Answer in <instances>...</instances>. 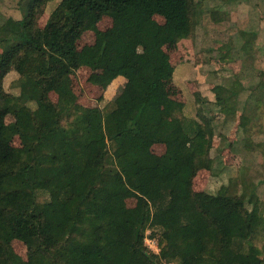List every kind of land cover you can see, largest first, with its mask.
I'll return each instance as SVG.
<instances>
[{
  "label": "trees",
  "instance_id": "16d2710c",
  "mask_svg": "<svg viewBox=\"0 0 264 264\" xmlns=\"http://www.w3.org/2000/svg\"><path fill=\"white\" fill-rule=\"evenodd\" d=\"M54 2L33 0L21 20L0 27L1 82L20 76L16 93L0 83V264H264L263 181L243 169L217 194L194 191L198 173L214 171V126L167 92L176 68L164 47L194 36L196 1L61 0L40 31ZM104 17L111 31L78 49ZM83 67L102 71L95 83L104 89L126 80L109 108L78 103L68 84ZM215 91L233 114L226 88ZM250 117L242 115L245 135ZM158 144L162 156L152 151ZM148 229L158 253L145 245Z\"/></svg>",
  "mask_w": 264,
  "mask_h": 264
},
{
  "label": "rangeland",
  "instance_id": "374dc122",
  "mask_svg": "<svg viewBox=\"0 0 264 264\" xmlns=\"http://www.w3.org/2000/svg\"><path fill=\"white\" fill-rule=\"evenodd\" d=\"M198 4L200 24L192 38L173 42L167 47V54L177 69L174 81L169 82L168 93L172 99L187 105V114L195 117L197 113L209 118L214 126L213 157L216 160L214 171L202 170L193 181V190L217 194L218 190L229 184L245 169L258 182L259 198L264 209V0H195ZM33 0H0V27L7 20H21L25 9ZM61 0H55L40 17L38 29L42 31ZM155 19L164 24L163 16ZM113 28V20L104 17L92 30L86 32L78 42V49L93 45L99 33ZM1 35V34H0ZM3 45L0 44V63ZM102 71L83 67L69 80L78 97V103L86 108H109L116 96L108 89L97 85L95 81ZM19 74L10 72L4 80V89L16 93ZM116 84L122 87L125 81ZM171 83V84H170ZM116 84L114 86H116ZM225 87V97L232 98L236 110L229 115L217 103L216 91ZM178 95V98L176 97ZM51 99L61 104V91L53 93ZM249 119L250 134H244L240 128L242 115ZM200 120V119H199ZM16 115L9 114L5 123L12 125ZM13 145L19 147L21 141L16 137ZM164 148V147H163ZM153 152L161 154L160 147L154 146ZM138 196L127 197L130 208L137 203ZM157 232V231H156ZM158 234V232L156 233ZM15 251L25 260L28 259L26 246L15 241ZM145 245L159 252L158 236L153 230L146 231ZM264 247V238L258 241ZM167 264V263H165Z\"/></svg>",
  "mask_w": 264,
  "mask_h": 264
},
{
  "label": "crops",
  "instance_id": "0c3cea01",
  "mask_svg": "<svg viewBox=\"0 0 264 264\" xmlns=\"http://www.w3.org/2000/svg\"><path fill=\"white\" fill-rule=\"evenodd\" d=\"M165 19V18H164ZM164 23H165V20H164ZM176 41H174V43H175ZM173 43V42H172ZM172 43H170V44H172ZM170 44H168V45H166L165 47H164V50H165V52H166V50H167V47L170 45ZM166 54H167V52H166ZM167 57H168V59L170 60V62H171V59L169 58V55L167 54ZM171 64H172V62H171ZM172 66H173V64H172ZM173 67H175V66H173ZM176 71H177V69H176ZM118 81H120L119 83H122V81H126L123 77H120V78H118L116 81H114L111 85H110V87H108V89L106 90V92L107 93H109V91H110V93H111V91L113 92V93H115L116 91H117V89H118V87L120 86H118L116 83L118 82ZM116 84V86H113V85H115ZM171 84V83H170ZM168 86H170L169 85V83H167V85H166V88H167V92L169 91V89H168ZM171 87V86H170ZM56 92H58L57 90L55 91V92H53V93H56ZM52 93V94H53ZM51 94V95H52ZM168 95L171 97V94H169L168 93ZM178 96H180V95H178V93H177V98H178ZM172 98V97H171ZM173 100H175V99H173ZM175 101H177V100H175ZM178 102V101H177ZM156 146V145H155ZM158 147H160V152H161V154H155V152H153L155 155H157V156H162V155H164L165 154V152H166V147H165V145H162V144H158ZM164 147V148H163ZM154 148V147H153ZM152 151H153V149H152Z\"/></svg>",
  "mask_w": 264,
  "mask_h": 264
}]
</instances>
